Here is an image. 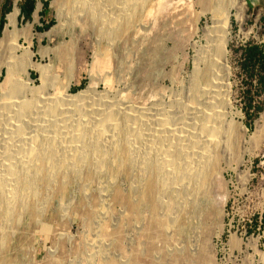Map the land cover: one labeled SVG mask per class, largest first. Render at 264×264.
Masks as SVG:
<instances>
[{"label": "bare ground", "instance_id": "bare-ground-1", "mask_svg": "<svg viewBox=\"0 0 264 264\" xmlns=\"http://www.w3.org/2000/svg\"><path fill=\"white\" fill-rule=\"evenodd\" d=\"M201 1L205 11L213 15L215 27L212 32L215 33L209 41V50L201 58L202 64L194 73L189 106L168 109L170 113L176 114V118L171 119L164 112L158 115L153 113L163 108L157 101L150 103L151 108L140 104L132 109L134 106L130 108L123 99L112 100L107 94H95V85L87 92L70 94L74 80L71 72L74 68L72 71L70 67L66 68L68 77H65L66 82L62 85L57 82L59 76H53L54 67L35 63L31 30L26 32L20 29V9L18 0L15 2L14 10L7 16V24L0 38V73L2 70L6 71L5 80L0 84V264L12 260L8 257L11 251L15 252L16 259L24 252L27 253V256L31 257L30 263L33 264L34 243L38 241L35 236L36 223L42 233H51V227L44 220L49 213L48 203L53 190L64 191L71 173L82 175L88 170L89 177L105 174L108 171L105 164L110 159L113 165L117 166L118 172L132 169L138 171L133 192L135 197H126L119 190L112 195L101 192V209H92V212L88 213L89 216L98 213L106 218V211L109 209L106 205L113 206L115 203L126 205L132 211L150 204L157 219L150 234L151 241L147 243L162 250L161 246L165 241L175 236L173 228L177 220H173L170 215L172 207H175L176 211L178 208L186 210L188 207L197 206L211 179H215L217 175L220 134L227 104L222 82L224 78L219 72L225 68L226 48L231 39L234 11L239 22L245 21L247 11L243 0ZM41 5H38L33 14L35 20L38 19ZM53 5L58 7L59 20H63V12L68 10L78 14L80 19L72 21L76 26H82L84 21L99 27L100 39L108 42V48L104 51L101 48L102 42L99 41L93 56L94 62L88 67L91 68V75L95 80L106 81L107 87L112 86V79L108 81L110 78L108 79L107 74L110 69L113 72L114 43L121 38L127 40L134 33L137 37L149 33L155 28L157 18L171 17L175 13L168 0H56ZM151 17L153 20L149 23ZM66 22L60 26L65 27ZM55 31L53 28L48 34ZM21 38L28 41V46L21 43ZM65 52L59 53L60 61L69 63V52ZM40 53L50 55L47 50ZM70 65H74L73 60ZM31 71L38 72L39 85H35L31 79ZM162 96L161 94L160 97ZM139 101L142 102L141 99ZM189 116L192 117V122L189 121V125H186L188 128L178 130V123L183 122L180 123L183 127ZM175 120L178 122L176 128L172 124ZM263 129L264 113L257 122L255 136ZM98 190L100 192V188ZM168 193L176 197L180 207H171V204L166 202L167 199L165 201ZM221 199L225 205L227 194ZM127 216L128 214H125L123 217ZM182 226L180 223L179 232L184 231ZM98 228L99 238H105L106 233L112 231L116 235L121 233L119 225L111 231L107 220L100 221ZM141 228L138 229L141 235L138 236L136 244L135 261L144 256L141 249L143 240L140 238L146 235V231ZM194 235L195 249L190 247L187 251L184 246L178 248V245H175L177 252L170 251L172 255H169L172 261H182L186 257H191L199 264L208 261L206 249L202 247L204 243L208 244V239L202 244L200 231ZM58 236L61 239L65 235L59 233ZM99 242L103 246L104 241ZM160 244L162 245L159 246ZM50 251L51 264H59L55 258L57 252ZM186 251L188 253L185 257ZM116 260L106 258L98 264H118Z\"/></svg>", "mask_w": 264, "mask_h": 264}, {"label": "rangeland", "instance_id": "rangeland-1", "mask_svg": "<svg viewBox=\"0 0 264 264\" xmlns=\"http://www.w3.org/2000/svg\"><path fill=\"white\" fill-rule=\"evenodd\" d=\"M16 1L9 0L10 11L6 16L13 12ZM23 1L18 0L19 9ZM54 1L56 0H37L36 8L40 3L42 4L38 19L35 20L32 15L30 20H25L20 14L18 21L21 30L26 32L28 29L31 30L35 63L54 67L53 76H59L57 80L59 84L64 85L66 82L65 77H68L65 73L66 68L70 67L71 71L74 68L71 72L74 80L69 90L70 94L78 95L87 92L95 85L96 87L93 86L95 94H107L112 100L113 98L123 99L130 108L134 106L132 109L140 104H146L147 108H151L150 103L157 101L163 108L153 113L158 115L164 112L170 119L176 118V114L170 113L168 109L176 106L181 108L189 106L194 73L202 64L201 58L209 50V41L215 33V31L212 32L215 27L213 15L205 11L201 0H168L175 11L173 16L163 15L164 18L161 16L157 18L155 28L149 33H143L139 37L134 33L127 40L124 38L117 40L114 43L113 72L110 69L111 71L108 70L107 74L108 79L110 78L108 81L112 79V84L108 82L112 85L111 88L105 86L106 81L95 80L91 75V68L88 67L94 62L93 56L99 41L102 42L101 48L104 51L108 48V42L103 38L100 39L99 27L84 21L82 22L84 25L76 26L72 21L75 19L78 21L80 18L78 14L68 10L63 12V20H59L58 7L53 5ZM243 1L247 6L245 21L239 22L235 17L236 11H234L230 29L231 39L226 48L225 68L219 72L224 78L222 82L227 104L225 121L220 134V161L217 175L215 179H211L197 206L183 210L178 208L180 204L174 195L170 196L171 194L168 193L165 196V201L167 199L166 202L170 203L171 207L178 206L177 212L176 208L172 207L170 213L172 219L177 220L173 228L175 236L167 239L163 246L159 245L162 250L153 248L147 243L151 241L150 234L157 219L151 211L150 204H145L139 210L132 211L126 205L115 203L113 206L106 205L107 209L109 208L105 209L108 218L98 213L92 217L89 216L88 213L92 212V209H101L99 198L101 192H108L112 195L119 190L126 197H135L133 192L138 171L132 169L118 172L117 166L113 165V161L109 158L110 160L105 164L108 169L105 174L89 177L88 170L82 173L83 176L71 173L64 191L53 190L48 203L49 213L44 220L51 227V233L48 235L42 233L40 226L36 223L35 236L38 241L34 243L33 264H51L50 250L57 252L55 258L59 264H79L80 262V264H98L106 258L117 259L118 264H199L191 257H186L188 248L195 249L193 247L194 233H199V231L202 244L205 239H208V244L202 245L208 255V261L203 264H264V129L255 136L257 122L264 113V93L258 84L259 73L257 72L256 77L252 78L241 69L242 49L249 44L264 46V21L262 13L254 11L249 6L248 0ZM44 2H48L47 8ZM152 20L153 17L149 19V23H152ZM65 21H67L66 26L62 28L60 25ZM6 24L7 19L0 38L3 36ZM53 28L56 31L48 34ZM21 43L28 46V41L24 38H21ZM43 50L49 51L50 55L40 53ZM61 51L69 52L68 58L70 61L73 60L74 65L71 66L70 61L69 63L60 61ZM31 73L30 77L34 84L39 85L38 72L31 71ZM5 77L6 71L2 70L0 84L4 82ZM248 91H250L249 97L253 99L252 106H262V110L253 120L246 115L249 107ZM161 94L164 97H160ZM140 99L142 102L139 101ZM253 112L255 110L251 109V113ZM188 119L185 120L183 127L180 124L183 122L178 123L176 120L172 124L177 127L178 123L180 125L179 128L177 127L178 130L186 129L189 121L192 122V117L189 116ZM249 122L251 126L247 125ZM225 194L228 200L223 205L221 198ZM173 212L176 213L172 214ZM125 214L128 216L123 217ZM102 220H107L111 231L112 228L115 230L114 227L121 226L119 231L123 236L116 235L112 231L106 233L105 238H99L98 225ZM180 223L183 224V232H179ZM139 227H142V231H146V235L140 238L143 240L141 249L144 251V256L135 261L136 244L138 236L141 235L138 233ZM59 233L64 234V238L60 239ZM100 240L104 241L103 246ZM175 245H178V248L184 246L187 249L186 258L182 261H172L169 256L172 255L170 251L177 252L178 248H175ZM93 250H98V252ZM104 255L105 257H102ZM8 257L12 260L5 261L3 264H31V257L25 252L16 259L14 258L16 257L15 252L11 251Z\"/></svg>", "mask_w": 264, "mask_h": 264}, {"label": "trees", "instance_id": "trees-1", "mask_svg": "<svg viewBox=\"0 0 264 264\" xmlns=\"http://www.w3.org/2000/svg\"><path fill=\"white\" fill-rule=\"evenodd\" d=\"M44 1V0H41ZM37 0H24L20 6L21 9V17L25 20H30L32 15L35 12ZM45 8L48 7V2H44ZM10 9L6 8V14L9 13ZM4 27V21L1 24L0 34ZM48 28V27H47ZM241 69L244 72L249 74V77L255 78L256 73H259L258 76V84L259 87L264 93V46L257 44H249L242 49V61H241ZM257 73V74H258ZM247 96H250V91H248ZM253 99L249 97V107L246 110V115L248 118L257 117V114L262 110V106H252ZM251 109H254L255 112L251 113ZM248 126H251V123H247ZM256 220V219H255ZM264 221V215H263Z\"/></svg>", "mask_w": 264, "mask_h": 264}, {"label": "crops", "instance_id": "crops-1", "mask_svg": "<svg viewBox=\"0 0 264 264\" xmlns=\"http://www.w3.org/2000/svg\"><path fill=\"white\" fill-rule=\"evenodd\" d=\"M249 6L254 10L262 13V18L264 21V0H248ZM9 0H0V29L1 24L6 21V8H9Z\"/></svg>", "mask_w": 264, "mask_h": 264}, {"label": "water", "instance_id": "water-1", "mask_svg": "<svg viewBox=\"0 0 264 264\" xmlns=\"http://www.w3.org/2000/svg\"><path fill=\"white\" fill-rule=\"evenodd\" d=\"M20 14H21V9H20Z\"/></svg>", "mask_w": 264, "mask_h": 264}]
</instances>
